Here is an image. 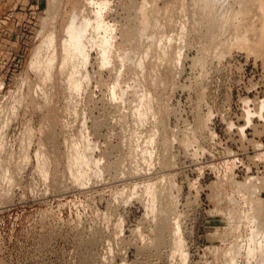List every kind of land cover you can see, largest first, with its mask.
I'll return each instance as SVG.
<instances>
[{"label": "rangeland", "instance_id": "1", "mask_svg": "<svg viewBox=\"0 0 264 264\" xmlns=\"http://www.w3.org/2000/svg\"><path fill=\"white\" fill-rule=\"evenodd\" d=\"M0 264H264V0H0Z\"/></svg>", "mask_w": 264, "mask_h": 264}, {"label": "bare ground", "instance_id": "2", "mask_svg": "<svg viewBox=\"0 0 264 264\" xmlns=\"http://www.w3.org/2000/svg\"><path fill=\"white\" fill-rule=\"evenodd\" d=\"M78 28H76L73 32H75V37L77 36V40H79L80 39V37H81V35H82V33L84 32V28H79L78 30H77ZM39 49V48H38ZM68 52V51H67ZM69 53V52H68ZM36 54H37V52H36ZM74 55V54H73ZM68 57H69V55H68ZM65 58H67V57H65ZM70 59H72L71 58V56L69 57Z\"/></svg>", "mask_w": 264, "mask_h": 264}]
</instances>
